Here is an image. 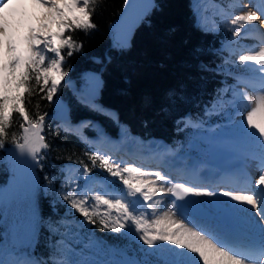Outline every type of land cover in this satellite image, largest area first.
<instances>
[{
    "label": "snow or ice",
    "instance_id": "1",
    "mask_svg": "<svg viewBox=\"0 0 264 264\" xmlns=\"http://www.w3.org/2000/svg\"><path fill=\"white\" fill-rule=\"evenodd\" d=\"M92 3L93 0H0V148L5 144L6 126L11 124L14 114L18 115L26 126L23 127V142L14 140L13 151L28 167L34 190L44 195H51L52 182L45 177L44 185L37 187L35 170L43 168L41 151L50 147L43 134L45 115L33 120L25 103L32 94L33 80L39 93L44 94L43 99L53 102L55 97L60 101L57 92L68 77L65 56L72 57L83 48L82 41L67 33L97 27L92 20ZM253 6L257 7V12L244 11L230 21L231 25L242 28L244 25L240 22L247 25L259 22L264 26L261 18L264 0ZM38 9L45 11L40 13ZM233 33L235 37L241 35L238 28ZM252 51L254 54L240 55L238 62L258 66L252 77L256 83L251 85L260 93L255 106L246 93L235 91L233 101L225 104L218 95L212 107L235 109L234 114L226 113L229 129L235 133L233 142L252 143L258 147V152L250 153V158L258 161V179L244 171L236 182L229 183L230 191L209 190L201 185L189 187L185 183H174L168 175L159 172H145L142 167H121L123 161L116 162L108 154L95 151L89 156L92 167L85 164L80 173L83 184L75 185L84 198L59 197L69 205L68 214L74 209L82 215L80 227L97 223L93 218L97 213L90 211L86 204L89 187L99 184L104 194L94 197L96 204L109 209L105 213L109 217L113 210L118 213L115 220L101 219L102 229L126 237L136 236L148 245L149 255L154 259L142 264H248L249 260L264 258V47ZM101 87L100 75L92 72L85 77L84 89L76 90L73 86V91L90 110L118 121L117 114L97 103ZM82 123L87 126L90 122ZM97 162L98 175H95ZM152 176L155 179H151ZM164 184L170 186L165 189ZM63 186L62 183L61 188ZM164 197L176 214L192 227L168 219L165 213V219L156 220L157 228L152 230L143 216L134 215L138 206L151 209L150 201L154 198L163 201ZM199 197L212 199L193 201ZM49 227L51 229V225Z\"/></svg>",
    "mask_w": 264,
    "mask_h": 264
},
{
    "label": "trees",
    "instance_id": "2",
    "mask_svg": "<svg viewBox=\"0 0 264 264\" xmlns=\"http://www.w3.org/2000/svg\"><path fill=\"white\" fill-rule=\"evenodd\" d=\"M124 1L93 0L90 8L97 27L68 32L75 40L83 42L79 53L66 56L67 64L73 67L72 75L78 77L85 72L100 71V65L106 62L105 69L100 71L102 87L97 100L116 109L121 121L127 122L133 131L164 138L170 144H176L178 138H182L186 145H189L191 137L203 139L200 134L205 132L178 129V120L188 113L203 114L205 105L222 84L224 74L217 69L228 63L225 59L229 50L224 44L228 45L229 36L223 31L214 32L196 26L191 0H156L146 19L135 27L130 44L112 48L111 26L121 16ZM217 1L229 6L232 0ZM31 87L33 91L26 99L25 107L33 120L45 115L43 134L45 142L50 145L43 150V168H37V176L40 186L47 177L56 188L62 179L63 164L70 162L92 167L89 156L94 151L85 139L61 126L59 118L50 116L51 113L58 114L57 102L43 99L44 94L39 93L34 80ZM57 96L62 108H70L69 115L73 121L84 118L98 120L108 132L118 135L116 120L90 110L69 86L64 84ZM111 111L116 114L115 110ZM24 126L22 118L15 114L11 124L6 126L7 136L3 137L6 149L0 148V185H5L11 174L6 165L7 149L15 145L14 140L23 141ZM91 133L94 132L91 130ZM200 145L203 148V142ZM205 155L201 153V156ZM94 174L98 175V162ZM49 197L40 192V229L34 245L35 254L47 259L60 254V235L70 238L71 233L79 231L88 237L92 231L73 222H61L65 204H59L58 210H53ZM92 211L97 213L93 217L97 223L91 224L97 236L128 252L135 262L142 264L145 260L154 259L149 255V246L136 236L126 237L102 229L99 221L109 217L98 206ZM77 217L82 215L77 214ZM3 230L0 226V241L3 240Z\"/></svg>",
    "mask_w": 264,
    "mask_h": 264
},
{
    "label": "rangeland",
    "instance_id": "3",
    "mask_svg": "<svg viewBox=\"0 0 264 264\" xmlns=\"http://www.w3.org/2000/svg\"><path fill=\"white\" fill-rule=\"evenodd\" d=\"M256 0H232L228 7H223L221 4L215 2V0H191V7L192 13L195 16V24L200 26L205 30H211L214 32L223 31V33L229 36V43L224 44L225 47L228 46L229 50V57L228 59L233 62V65H225L226 70L235 76V81L232 83H227L222 89H227L226 92H220L219 96L222 100L227 104L228 101H233L235 91H243L240 85L244 84L245 82L248 83V79L244 81L245 77H248L251 81L252 77L256 74V69L258 66H251V65H241L239 64V56L242 54H254L252 50L255 47H258V44L261 46L264 44V40L262 43L255 44L254 46L245 44L244 53L239 54L236 56L234 54V45L236 44L235 41L239 37H246L248 35H255L253 32H250L251 26L245 24L244 22H240L244 26L241 28L239 25L233 26L231 25L230 21L234 19L237 15L243 14L244 11H252L257 12V7L253 6V3ZM156 0H141L140 7L141 9L138 11L137 14L134 16L124 17L121 15L119 19H117L111 26L113 31V48H121L120 45L123 44L127 46L131 42V37L133 36L134 27L137 22L141 23L146 19V15L150 12L151 9L156 5ZM243 7V10H242ZM141 10L143 15H141ZM45 9H38V12L42 13ZM239 29L241 35L239 37H235L233 30ZM67 35H71L68 34ZM243 42L242 44H244ZM252 46L253 48H248ZM244 49V48H243ZM236 56V57H235ZM98 56H96L97 58ZM99 58V57H98ZM66 64L65 70L68 71V77L65 78V82H62V86L65 84L71 88L73 91V86L76 90H82L85 87V77L92 72H96L100 75V71L102 72L103 69L106 67L105 64L100 65V71H91L85 72L81 76H73L71 73L72 66L67 64L68 60L65 56ZM109 63V62H108ZM244 66V68L242 67ZM76 77V80L74 79ZM101 78V77H100ZM102 80V78H101ZM244 81V82H243ZM255 82L248 83L249 85L254 84ZM59 90L57 94H59ZM256 94L259 96L260 93L257 92ZM54 102H57L58 114L60 116H65L67 113L66 107H63V104L58 103L56 98L54 97ZM99 104V103H98ZM213 104V103H212ZM100 105V104H99ZM104 107V106H103ZM105 108V107H104ZM108 109V108H106ZM111 110H113L111 108ZM235 109L231 106L225 107L223 110L220 109L219 106L213 108L212 105L207 107V110L204 115L198 118H190L186 119V123L184 126H191V127H203L209 128L212 131H203L205 132L204 140L208 143L206 147L208 152V157L211 160H200L194 157L193 154H184L180 147H171L166 145L162 140L156 138L145 139L141 138L134 134L131 129L128 127L127 124L120 121L119 126V137L117 139L112 138L103 128V126L94 120H85L90 123L87 126L84 123H80V127L82 131L85 127H90L93 131L96 132L94 137L95 142H99L103 144V146L107 143H110L111 146H129L130 148L139 149L141 152H147V156L150 158H155L159 160V162H154L155 159L144 158L151 162L152 167L158 165L162 167V170L166 173H170L167 171L166 164L167 160H173L178 162L184 166H189V164H195V170L199 173L205 174H217L219 168L218 163L222 161H228L229 164H234L233 167L240 172H248L251 174L255 179L259 176L257 168L258 163L257 160L250 158V153L258 152V148L255 144L252 143H234L233 138L235 133L229 129L228 126V115L234 114ZM117 114V112H116ZM237 119H243V117H237ZM66 121V120H65ZM78 128V127H76ZM84 132V131H83ZM23 142V141H22ZM157 144H160L161 147H156ZM12 146L7 149V161L6 165L7 168L10 170V179L5 185H0V226L4 228L2 231L3 240L0 242V264H32V262H39V264H44L41 260L37 259L34 254V245L37 240V236L40 229V220H41V213H40V201L39 195L40 192H36L32 186V181L29 175L28 167L17 159L16 153L13 151ZM5 145H4V147ZM197 148V147H196ZM213 149V150H212ZM107 150H110L107 148ZM111 151V150H110ZM165 156V158H163ZM44 153L43 150L41 151V162L44 161ZM165 159V160H164ZM129 160H131L129 158ZM120 162V161H116ZM139 162H147L143 159H140ZM173 163V162H172ZM144 164V163H143ZM128 164H122L121 167H128ZM184 166L179 165V167ZM256 166V167H255ZM156 167V166H155ZM158 167V166H157ZM82 167L78 166L77 164L67 163L65 164L61 170L63 172L62 180L60 181L58 187L54 188L52 185L51 195L50 196V203L52 204L54 209H58L59 204H65L66 210L62 213L64 219H70L72 221H76L78 224L82 221L83 217H77V213L74 209L71 210V214H68L69 205L64 202L63 200L59 199L61 195H75L77 199L84 198L83 192L77 190L75 185L77 183L83 184V180L81 179V171ZM254 170V171H253ZM145 172H152L151 170H143ZM252 171V172H251ZM171 174V173H170ZM172 175V174H171ZM173 176V175H172ZM35 177L37 182V187L41 185V182L37 176V169L35 170ZM151 179H155V176L150 177ZM179 178V177H178ZM174 182V181H173ZM45 183V182H44ZM42 183V185H44ZM63 183V188H61V184ZM160 182H158L159 185ZM174 183H183L181 181H177ZM198 185V184H194ZM200 185V184H199ZM170 185L164 184L163 187L165 189ZM188 186V185H186ZM191 187V186H189ZM223 192V191H221ZM104 192L101 190V186L96 184L94 186H90L87 191V204L86 206L89 207L91 211L96 204L94 197L96 195H103ZM239 194V193H238ZM243 194V193H241ZM244 194H253V193H244ZM108 198H112L109 196ZM116 198H120L117 196ZM199 199H212L210 197H199L193 198V201L198 202ZM55 201L53 204L52 202ZM153 205L151 209H147L144 207H137V210L134 212V215L143 216L148 221V226L155 230L157 225L155 224L156 220L165 219V213L169 215V213L174 217L177 215L179 219H173L176 222H183L186 225L192 227V225L188 224L186 220H184L180 215L175 214L176 210L171 207L170 202L168 201L167 197L163 198V201H160L156 198L153 201H150ZM102 206V205H100ZM104 207V206H102ZM105 208V212H109V209ZM114 218H117L118 213L114 210L111 211ZM167 215V218L169 216ZM180 220V221H179ZM186 221V222H185ZM62 224H59L58 227H61ZM91 224H87L85 226H90ZM23 230V231H22ZM93 240L90 241L88 238L79 239L78 242L81 241L83 243V248H88V253H83L85 259H81V264H130V258L127 257L125 254H121L118 250L108 247L104 242L98 239L96 236L93 235ZM58 241L62 242L65 241L66 244L69 245L68 248L73 249L76 248L78 243L75 240L64 239L63 236L58 238ZM76 242V245L74 244ZM73 246V247H71ZM77 249V248H76ZM69 253V251H68ZM68 253L62 255L57 260H54V264H75L74 259ZM13 255V256H12ZM7 257V258H6ZM12 259V260H11ZM17 260V261H16ZM16 261V262H15ZM249 262V261H248ZM252 264H264V261L259 260L256 262H249ZM248 263V264H249Z\"/></svg>",
    "mask_w": 264,
    "mask_h": 264
},
{
    "label": "bare ground",
    "instance_id": "4",
    "mask_svg": "<svg viewBox=\"0 0 264 264\" xmlns=\"http://www.w3.org/2000/svg\"><path fill=\"white\" fill-rule=\"evenodd\" d=\"M125 3V2H124ZM256 4L260 3V0H256L255 1ZM249 11V10H247ZM258 11V10H257ZM259 14V13H258ZM128 17V16H127ZM262 19H264V16L261 17ZM139 22L136 23L135 27L138 25ZM251 26V30L250 32H253L255 35H248L246 37H239L237 39L236 44L234 45V54L236 56H238L239 54H242V52L244 53L243 50H245V44L248 45H252L254 46L255 44L258 43H262L264 40V31H262V29H264V26L259 25V22H256L255 25H250ZM134 27V28H135ZM243 42H245L244 44H242ZM264 47V44L261 46L260 44H258V47H255L254 50H258L259 48ZM244 48V49H243ZM253 52V51H252ZM235 56V57H236ZM256 83V81H255ZM241 89L243 91H245V93L247 94V97L250 99V102L253 104V106H255L256 101L258 100V95L256 94V87H253L251 85H249L248 83H244L242 85H240ZM258 92V91H257ZM259 119V118H258ZM161 142V140L159 141ZM156 147H161L160 144H157ZM258 148V147H257ZM258 150V149H257ZM258 163V161H257ZM180 164L177 163H172V162H167L166 164V168L167 171L174 172L177 175V177H183L186 180L192 181V184H200L201 186H205L207 184L208 187H213L215 185H220V186H224L227 187L228 189H231L228 185L229 183L232 182H236L239 178H237V176L232 173L230 170L227 173H222V174H218L216 176L213 175H201L198 174L197 172H195L193 169H189V168H183V167H179ZM256 167V166H255ZM254 171V170H253ZM257 171V170H256ZM252 172V171H251ZM172 174V173H171ZM259 174V173H258ZM259 177V176H258ZM257 177V179H258ZM241 194V193H239ZM244 194V193H243ZM176 214V213H175ZM168 215V214H167ZM169 218L168 219H179V217L177 215H174V217L169 213ZM172 217V218H171ZM181 217V216H180ZM177 221V220H176ZM180 221V220H179ZM186 222V221H185ZM186 225V224H185ZM187 227H190L189 225H186ZM196 230V229H194ZM23 231V230H22ZM13 256V255H12ZM7 258V257H6ZM12 260V259H11ZM17 261V260H16ZM15 261V262H16ZM249 263V262H248ZM9 264V263H8ZM252 264V263H249Z\"/></svg>",
    "mask_w": 264,
    "mask_h": 264
},
{
    "label": "water",
    "instance_id": "5",
    "mask_svg": "<svg viewBox=\"0 0 264 264\" xmlns=\"http://www.w3.org/2000/svg\"><path fill=\"white\" fill-rule=\"evenodd\" d=\"M140 1L141 0H125L124 6H123V16H134L137 14V12L141 9L140 7ZM141 15H143V12L141 10Z\"/></svg>",
    "mask_w": 264,
    "mask_h": 264
}]
</instances>
